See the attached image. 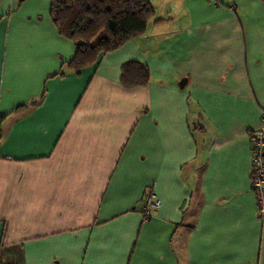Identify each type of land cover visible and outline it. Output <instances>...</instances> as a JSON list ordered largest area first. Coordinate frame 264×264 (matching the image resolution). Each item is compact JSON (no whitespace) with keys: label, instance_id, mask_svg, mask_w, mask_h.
I'll list each match as a JSON object with an SVG mask.
<instances>
[{"label":"crops","instance_id":"1","mask_svg":"<svg viewBox=\"0 0 264 264\" xmlns=\"http://www.w3.org/2000/svg\"><path fill=\"white\" fill-rule=\"evenodd\" d=\"M146 1L145 31L76 71L50 0H0L1 264H264V0ZM132 61L148 83L122 84Z\"/></svg>","mask_w":264,"mask_h":264},{"label":"trees","instance_id":"2","mask_svg":"<svg viewBox=\"0 0 264 264\" xmlns=\"http://www.w3.org/2000/svg\"><path fill=\"white\" fill-rule=\"evenodd\" d=\"M49 15L58 33L73 42L75 53L68 67L77 71L141 35L154 10L146 0H50ZM121 81L125 86L146 84L148 68L128 62Z\"/></svg>","mask_w":264,"mask_h":264},{"label":"built area","instance_id":"3","mask_svg":"<svg viewBox=\"0 0 264 264\" xmlns=\"http://www.w3.org/2000/svg\"><path fill=\"white\" fill-rule=\"evenodd\" d=\"M251 187L255 193L257 213L261 222H264V118L262 126L251 134ZM160 207V202L152 190L148 191L142 201V213L148 217L150 212Z\"/></svg>","mask_w":264,"mask_h":264}]
</instances>
